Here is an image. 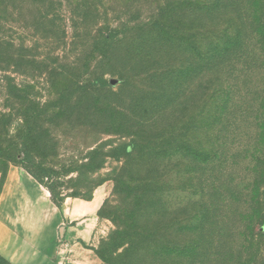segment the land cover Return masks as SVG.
Instances as JSON below:
<instances>
[{
  "label": "rangeland",
  "instance_id": "obj_1",
  "mask_svg": "<svg viewBox=\"0 0 264 264\" xmlns=\"http://www.w3.org/2000/svg\"><path fill=\"white\" fill-rule=\"evenodd\" d=\"M166 1L0 0L4 177L12 165L23 167L25 103L12 95L26 96L32 105L45 102L54 95L48 83L52 66L96 65L90 49L97 48L103 32L148 18ZM260 1L249 0L248 10L250 21L255 16L263 28ZM84 4L87 8L81 7ZM120 49L113 63L126 68L122 72L128 79L110 68L104 79L107 92L114 94L111 100L123 110L101 123L93 107L85 104L86 115L61 121L65 125L57 139L40 143L35 156L44 171V186H52L64 201H92L98 226L90 244L103 264H264V64L256 63L229 80L213 74L196 78L175 106L158 110L147 98L148 86L137 77L134 62H128ZM229 81L241 95L231 104L230 120L202 128L203 112L211 109L217 87ZM136 100L146 108L137 107ZM184 140L209 147L220 144V156H212L197 170L189 161L194 156H183L176 147ZM153 142L161 149L157 156ZM117 172L127 175L123 191H117ZM157 201L166 209L162 214L152 212ZM202 211L204 235L192 251L198 223L191 220Z\"/></svg>",
  "mask_w": 264,
  "mask_h": 264
},
{
  "label": "trees",
  "instance_id": "obj_2",
  "mask_svg": "<svg viewBox=\"0 0 264 264\" xmlns=\"http://www.w3.org/2000/svg\"><path fill=\"white\" fill-rule=\"evenodd\" d=\"M260 2L264 6V0ZM80 4L81 2L76 1L75 5L80 7ZM83 6L87 8L85 4L81 5ZM248 9L249 0H167L152 16L131 23L123 30L109 29L103 32L97 48L90 49V56L96 65L90 66L86 63L81 68H77V65L69 68H64V65L52 66L48 83L51 95H54L48 100H37V104L32 105L34 101L30 98L12 95V98L14 96L25 103V125L20 142L23 167L43 184L44 171L36 164L35 156L40 143L57 139L56 134L62 130L64 124L61 121L73 122V114L86 115L83 107L85 104L93 107L97 113L96 119L102 121L101 123L109 121L108 118L123 110V107L111 100L109 95L112 93L107 92L109 84L104 79V74L109 68L114 69L112 72L120 74L122 80L125 79L122 71L126 68H116L113 63L115 59L112 57L115 52L122 51L120 48H123L127 61L134 62L137 77L141 78L142 85L148 86H143L146 89L144 92L149 93L147 98L152 107L158 110L175 106L181 95L187 92V85L196 78L205 79L208 74H213L229 80L231 75L235 77L246 73L247 69L254 67L256 63L262 66L264 23L263 28L259 27L260 22L255 21V16L250 21ZM92 23H97V20ZM119 31L122 33L121 38ZM93 43H97L96 40ZM127 79L128 77L125 81ZM219 85L217 96L213 95L216 98L213 100L212 110L203 112L202 128L230 120L228 115L233 114L234 109L231 104L241 97L236 93L237 90L231 88L230 81L226 85ZM76 97H79V100L73 101ZM135 105L146 108L142 100H136ZM206 113L209 116H206ZM153 145L156 146V150H152L153 154L157 156L161 149L155 142ZM220 146L219 144L209 147L190 140L176 145L177 149L183 152V156H194L193 160L189 161L196 165L197 170L204 167L212 156H220ZM126 178L125 173H116L114 179L118 183L117 191H123L127 186ZM140 182L141 180L137 182V186ZM48 190L53 201L62 206L65 199H59L52 186H49ZM165 211L163 202L153 203L152 212L162 214ZM199 213L191 220L198 223V227L193 229V232L197 231V241L196 244L193 243L194 246L191 245L189 250L193 249L192 251L197 249L200 235H204L206 214L205 211ZM143 218L147 219L145 211ZM162 243L163 241H159L161 247ZM0 260L10 264L1 256Z\"/></svg>",
  "mask_w": 264,
  "mask_h": 264
},
{
  "label": "crops",
  "instance_id": "obj_3",
  "mask_svg": "<svg viewBox=\"0 0 264 264\" xmlns=\"http://www.w3.org/2000/svg\"><path fill=\"white\" fill-rule=\"evenodd\" d=\"M91 206H58L22 166L12 165L5 177L0 171V256L10 264H103L90 244L98 226Z\"/></svg>",
  "mask_w": 264,
  "mask_h": 264
}]
</instances>
